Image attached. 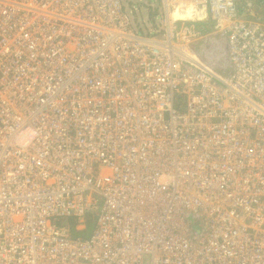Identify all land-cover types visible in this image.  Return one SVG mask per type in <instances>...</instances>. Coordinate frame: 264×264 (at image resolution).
Returning a JSON list of instances; mask_svg holds the SVG:
<instances>
[{
    "label": "built area",
    "instance_id": "2783aa9c",
    "mask_svg": "<svg viewBox=\"0 0 264 264\" xmlns=\"http://www.w3.org/2000/svg\"><path fill=\"white\" fill-rule=\"evenodd\" d=\"M262 5L0 0V264H264Z\"/></svg>",
    "mask_w": 264,
    "mask_h": 264
},
{
    "label": "rangeland",
    "instance_id": "374dc122",
    "mask_svg": "<svg viewBox=\"0 0 264 264\" xmlns=\"http://www.w3.org/2000/svg\"><path fill=\"white\" fill-rule=\"evenodd\" d=\"M261 10H262V8H260L259 12L257 11V13H258L260 16L263 15ZM263 12H264V10H263ZM91 229H92V225L88 224V225H87V229H86L85 231H82L81 234H82L83 236H88V235L90 234L89 232H90Z\"/></svg>",
    "mask_w": 264,
    "mask_h": 264
},
{
    "label": "crops",
    "instance_id": "0c3cea01",
    "mask_svg": "<svg viewBox=\"0 0 264 264\" xmlns=\"http://www.w3.org/2000/svg\"><path fill=\"white\" fill-rule=\"evenodd\" d=\"M262 7H263V8H262V10H261V11H262V14H264V12H263V10H264V5H262ZM259 10H260V9H259Z\"/></svg>",
    "mask_w": 264,
    "mask_h": 264
},
{
    "label": "trees",
    "instance_id": "16d2710c",
    "mask_svg": "<svg viewBox=\"0 0 264 264\" xmlns=\"http://www.w3.org/2000/svg\"><path fill=\"white\" fill-rule=\"evenodd\" d=\"M90 224V223H89ZM91 225V224H90Z\"/></svg>",
    "mask_w": 264,
    "mask_h": 264
}]
</instances>
